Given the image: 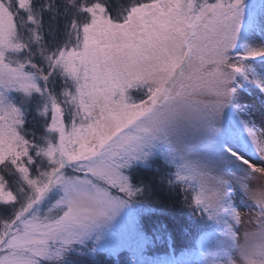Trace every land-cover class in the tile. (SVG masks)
<instances>
[{"label": "snow or ice", "instance_id": "snow-or-ice-1", "mask_svg": "<svg viewBox=\"0 0 264 264\" xmlns=\"http://www.w3.org/2000/svg\"><path fill=\"white\" fill-rule=\"evenodd\" d=\"M0 264H264V0H0Z\"/></svg>", "mask_w": 264, "mask_h": 264}, {"label": "trees", "instance_id": "trees-1", "mask_svg": "<svg viewBox=\"0 0 264 264\" xmlns=\"http://www.w3.org/2000/svg\"><path fill=\"white\" fill-rule=\"evenodd\" d=\"M185 243H186V242H184V241H181V242L178 243V246H177L178 253H179V251L183 248V246H184ZM155 254H156V255H163V254H164V249H163V247L157 249Z\"/></svg>", "mask_w": 264, "mask_h": 264}]
</instances>
